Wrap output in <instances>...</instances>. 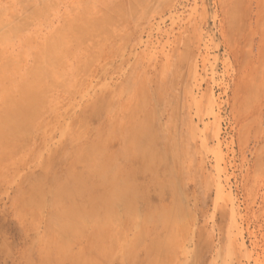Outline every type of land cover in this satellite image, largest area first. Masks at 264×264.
I'll use <instances>...</instances> for the list:
<instances>
[{
  "label": "rangeland",
  "instance_id": "374dc122",
  "mask_svg": "<svg viewBox=\"0 0 264 264\" xmlns=\"http://www.w3.org/2000/svg\"><path fill=\"white\" fill-rule=\"evenodd\" d=\"M115 114L158 143L85 203ZM0 264H264V0H0Z\"/></svg>",
  "mask_w": 264,
  "mask_h": 264
},
{
  "label": "bare ground",
  "instance_id": "6f19581e",
  "mask_svg": "<svg viewBox=\"0 0 264 264\" xmlns=\"http://www.w3.org/2000/svg\"><path fill=\"white\" fill-rule=\"evenodd\" d=\"M125 45L128 47L127 44H125ZM125 58H126V56H125ZM129 62H131V60ZM129 62H127V63H129ZM124 68H125V66H124ZM129 68H130V66H129ZM111 76H112V74H111ZM119 76H121V75H119ZM108 79H109V76H108ZM104 84H106V82ZM92 90L94 91L95 88L92 89ZM92 90H90V91H92ZM96 91H97V89H96ZM160 91H162V89L158 88V90H156V93H155L156 94L155 99L157 100V104L158 105L160 103H162L161 102L162 98L160 96ZM26 96H28V95H26ZM90 96H88V97H90ZM140 99H142V98H140ZM85 100H83V101H85ZM87 100H89V99H87ZM152 104H153V102H152ZM20 105H22V104H20ZM153 105H151V112L153 114L155 113L153 115V119H154L153 123L155 124V122H156L155 119L158 118L159 114L164 117L166 115V113H164V109L165 108H162L163 110L156 109L157 111H155V108L153 107ZM91 109H94V108L93 107L89 108L90 111H91ZM86 110H87V108H86ZM136 110H137V107H136ZM144 111L146 113H148V114L151 113L150 112V108H145ZM85 112H88V111H85ZM142 113H143V110L141 112V115H142ZM90 114H91V112H90ZM123 117L125 119H127L129 117V115L124 114ZM141 117L142 116H136L135 117L133 115L132 119L128 118L129 120L128 119H127L128 121L126 120L127 122L123 121V120H120L119 117H117V114H115L114 116L108 115L106 117H103L104 122L102 123V127L98 128V131L96 132L95 135L93 134L94 137L92 136L93 140L96 141V144H94V145L101 146V148H102V150H101V152H100V154L98 156L99 157L98 160H99L100 166H102V167L101 168L99 167L97 169H95L94 167L91 168L89 170V172H88V174H89L88 176L87 175H82V173H76L73 176L69 177L70 179L76 180V182H77L76 183V187H75L76 192L74 194H78V196L82 195V197L85 200V203H86V200H89V201L92 200V201H96V202H101L104 205L105 203L106 204H111L112 202H114L115 200H118V199L119 200L120 199L127 200V198L125 196L128 195V191L129 190H133L134 191L135 189L138 188L136 186V184L133 185L132 181L136 179L135 171L139 170V169H135V167L133 165H134L135 162H137L139 160L138 159L139 157H142V156H140V155H142V152H140L138 154H130V155H128V157H126L123 161H120V162H117L116 159L119 158L120 156H122V154L124 152H128V153L131 152V151L133 152V148L134 147L137 148V146H138V148H142L141 146H144V145H152V146H156L157 145L158 140L152 134V132L150 130L153 129V130L158 132V129L156 127L150 128V130L146 129L145 126L146 125L148 126V124L145 123L146 124L145 125L144 121H143L145 119H143L144 117L143 118H141ZM116 118L120 121V124H119V126L117 128L116 136H111L110 134H108V135L105 134V131H106L105 127H107V126H110V127L112 126L113 127L114 126L113 124L117 122ZM125 139L129 140V142L126 143V144H125ZM89 142H87V144ZM90 144H91V142L89 143V145ZM94 145H93V147H94ZM91 149H93V148H91ZM95 149H93V150H95ZM80 156H81V154H80ZM82 157H84V156H82ZM69 165H70V163H69ZM89 182H90V185L92 186L90 189H92L93 191H89V192L88 191H80L79 185L87 187L86 185H88ZM95 188L101 189V194L97 195V196H95L93 198H87L90 194L95 193L94 192ZM72 207H74V206H72Z\"/></svg>",
  "mask_w": 264,
  "mask_h": 264
}]
</instances>
